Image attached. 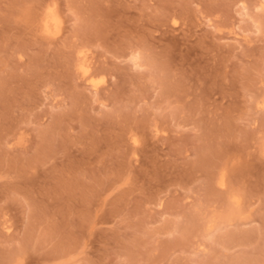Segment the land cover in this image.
<instances>
[{
  "label": "rangeland",
  "instance_id": "obj_1",
  "mask_svg": "<svg viewBox=\"0 0 264 264\" xmlns=\"http://www.w3.org/2000/svg\"><path fill=\"white\" fill-rule=\"evenodd\" d=\"M0 264H264V0H0Z\"/></svg>",
  "mask_w": 264,
  "mask_h": 264
},
{
  "label": "bare ground",
  "instance_id": "obj_2",
  "mask_svg": "<svg viewBox=\"0 0 264 264\" xmlns=\"http://www.w3.org/2000/svg\"><path fill=\"white\" fill-rule=\"evenodd\" d=\"M52 16V15H51ZM52 20H54V21H56L57 19H56V17H52ZM54 23V22H53ZM55 24V23H54ZM54 26V25H53ZM53 26L50 24L49 25V27H51V31H52V28H53ZM46 29V28H45ZM82 59V58H81Z\"/></svg>",
  "mask_w": 264,
  "mask_h": 264
}]
</instances>
